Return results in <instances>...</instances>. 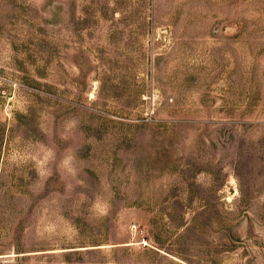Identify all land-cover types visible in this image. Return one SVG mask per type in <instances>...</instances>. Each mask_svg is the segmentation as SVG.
I'll use <instances>...</instances> for the list:
<instances>
[{"label": "rangeland", "instance_id": "1", "mask_svg": "<svg viewBox=\"0 0 264 264\" xmlns=\"http://www.w3.org/2000/svg\"><path fill=\"white\" fill-rule=\"evenodd\" d=\"M0 264H264V0H0Z\"/></svg>", "mask_w": 264, "mask_h": 264}]
</instances>
